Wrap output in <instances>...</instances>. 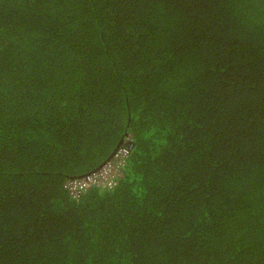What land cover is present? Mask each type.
Returning <instances> with one entry per match:
<instances>
[{
	"label": "trees",
	"instance_id": "16d2710c",
	"mask_svg": "<svg viewBox=\"0 0 264 264\" xmlns=\"http://www.w3.org/2000/svg\"><path fill=\"white\" fill-rule=\"evenodd\" d=\"M0 264H264V0H0Z\"/></svg>",
	"mask_w": 264,
	"mask_h": 264
},
{
	"label": "built area",
	"instance_id": "2783aa9c",
	"mask_svg": "<svg viewBox=\"0 0 264 264\" xmlns=\"http://www.w3.org/2000/svg\"><path fill=\"white\" fill-rule=\"evenodd\" d=\"M127 152V148H123L120 154L117 155L118 159L120 156ZM119 162V161H117ZM116 168L110 163L105 165L97 174L88 175L79 179H73L68 183V188L71 194L78 195L89 183L99 182L101 180L110 181Z\"/></svg>",
	"mask_w": 264,
	"mask_h": 264
}]
</instances>
